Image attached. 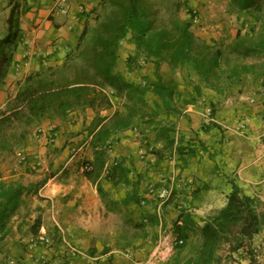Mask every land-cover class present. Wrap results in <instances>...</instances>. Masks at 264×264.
<instances>
[{
  "label": "trees",
  "instance_id": "trees-1",
  "mask_svg": "<svg viewBox=\"0 0 264 264\" xmlns=\"http://www.w3.org/2000/svg\"><path fill=\"white\" fill-rule=\"evenodd\" d=\"M185 2L99 0L93 9L97 15L95 25L82 29L76 46L66 52L60 63L29 73L14 82V89L9 91L0 106V157L20 146L30 129L43 121L63 120L74 110L90 107L95 113L88 129L91 134L89 146L94 157L92 162L86 163L91 168L83 173L95 182L104 165L107 168L109 143L118 134L131 129L139 118V133L149 130L154 134V142L163 145L152 153L156 160L163 159L166 143L171 142L173 123L169 120L170 116L179 112L180 102L184 105L173 79L163 78V63L168 65L169 71L191 66L215 91H223L248 73L253 77L264 74L263 68L256 69V73L251 70L256 64L245 61L252 54L264 55L263 31L251 29L241 33L238 30L231 42L220 38L207 43L196 38L191 30L192 21L181 17ZM250 2L229 0V11L246 10ZM187 12L190 11L187 9ZM256 18L255 21H258L259 17ZM18 32V19L11 13L7 33L0 38V80L8 74L18 43ZM127 36H130L129 42L133 44L134 51L125 60L126 70L132 71L140 59L152 64L151 73L143 75L141 82L129 81L117 70L118 51ZM149 94L155 98L153 101L149 100ZM114 104L116 108L110 116L99 114ZM160 111L167 115L164 121L155 120ZM179 153L184 162L187 153L183 149ZM108 168V178L114 184L120 182L130 186V189L121 199L114 200L104 192L99 182L96 183L107 212L120 204L125 208L130 203L139 206V175L129 181L126 175L128 168L122 160L120 163L116 160V164L111 163ZM25 172L17 180H8L0 175V243L12 229L13 218L19 215L20 207L24 209L21 219L25 221L29 213L26 195L30 192L35 194L45 182H27ZM174 193L165 203L174 198ZM184 217L182 219L192 220L188 214ZM127 223L134 230L143 231L146 226L144 221L135 222L129 218L124 222ZM263 224L264 212L260 210L258 201L242 193L232 183L224 208L209 214L198 228L196 239L188 245L184 241L178 245L185 250V254L180 257L177 253L166 264H225L223 261L230 253L246 244L250 246L252 237L259 233ZM27 225L30 233L38 234L40 217H35ZM181 234L184 235V232ZM135 237V234L131 235L129 241ZM225 246L226 249H223Z\"/></svg>",
  "mask_w": 264,
  "mask_h": 264
},
{
  "label": "crops",
  "instance_id": "crops-1",
  "mask_svg": "<svg viewBox=\"0 0 264 264\" xmlns=\"http://www.w3.org/2000/svg\"><path fill=\"white\" fill-rule=\"evenodd\" d=\"M69 2L71 12L67 15L54 0H0V38L7 33L10 14L18 19V43L12 55L9 75L25 76L42 66L59 63L66 52L76 46L84 26L95 22L96 14L93 9L99 0ZM79 3L83 5L82 11L77 8ZM238 83L237 90H241L243 98L247 100L243 104L244 109L231 104L230 101H222L218 106L212 100L213 109L217 110L213 114V121L216 122L213 129L225 128L226 131L223 132L227 135L224 143L218 142L216 137H208L206 141L200 139L204 146L210 144L208 149L204 148V151L191 156L189 162L187 161V168L176 164L174 168L178 171H139L137 167L135 171H127L129 181L135 180L137 175L140 178L138 195L144 206L136 213L135 220L141 221L153 208L150 198L154 195L145 194L144 190L150 189L154 182L158 185L164 181H168L167 184L172 181L174 187L170 184L166 186L171 193L174 191L177 194L179 188L189 190L184 203L189 208L193 207L190 217L199 223H203L209 214L224 208L232 190V183L245 195L254 197L259 208H264V74L253 77L248 73ZM114 110H101L99 114L110 116ZM186 114L187 119L197 121L202 112L200 107L191 105L186 108ZM94 116L92 108L84 107L70 112L63 120H45L40 123L44 130L41 137L33 140L30 138L24 150L21 149L22 156L33 155L41 164V171L37 172L43 175L39 180L45 181L37 192L28 198L30 221L39 216V232H53L52 236L77 243L74 245L80 252L69 264H94L92 260L97 259L98 252L96 254L92 248L99 247L97 239L102 233L101 222L110 212H107L100 198L96 183L99 182L104 192L114 200L121 199L130 189V186L120 182L114 184L108 178L110 169L104 168L105 165L95 182L84 175L80 166L77 169L78 163L93 161L94 155L89 146L91 134L88 129ZM182 126L183 133L184 130L194 128ZM45 132L50 135L47 142L43 141ZM149 138V144L160 146L161 142H154V134ZM114 149L119 155L127 156L134 166H138L136 138L123 137ZM206 160L211 167L216 168L218 164L221 171H204L201 163ZM106 162L109 163L110 160ZM145 195L147 199H143ZM177 202L181 201L175 197L164 203L163 208L171 205L181 208ZM153 211L155 215L151 219H158L159 226L173 216L164 214L163 210L161 214L158 207ZM181 220L177 217V224H180ZM259 239L260 234L254 235L250 246L255 245ZM127 250L118 253L117 258L107 264H132L126 257ZM132 252L130 251L131 256L135 254L132 258L138 259L137 256L142 255L141 248ZM248 252L252 254L251 249ZM101 253L103 256L109 252L101 250ZM162 254L165 255L164 252ZM251 254L243 256L239 263L234 264H255ZM142 257L143 255L140 258ZM159 260L163 261L164 256Z\"/></svg>",
  "mask_w": 264,
  "mask_h": 264
},
{
  "label": "rangeland",
  "instance_id": "rangeland-1",
  "mask_svg": "<svg viewBox=\"0 0 264 264\" xmlns=\"http://www.w3.org/2000/svg\"><path fill=\"white\" fill-rule=\"evenodd\" d=\"M185 3V8H183L180 13L181 17L183 19L191 20V30L196 38L207 43H210L211 39L220 38L224 39L226 42H231L238 30H240L241 33L252 30H260L264 32V22H262V20L264 21V0H251L248 9L238 12L229 11V0H186ZM187 9L190 12H187ZM256 16H258L260 20L258 18V21H255V19H257ZM95 23L96 17L94 23L86 26L93 27ZM129 38L130 36H127L120 45L117 68H120L119 71L125 75L127 80L141 82L143 75L151 73L152 64L140 59L137 65L138 67L136 66L132 71L126 70L125 60L127 56L134 51V46L129 42ZM245 61L248 64H256V67L251 69L256 73V69L261 70L263 68L262 70L264 71V55L252 54L247 56ZM47 66H42L36 71L44 70ZM161 74L165 79H173L177 86V90L181 93V101L184 105L180 102L179 112L176 114L173 113V115L170 116L169 120L173 123L172 131L170 133L171 142L166 143L163 159L161 160H156L152 151L161 148L163 144H160V146L149 144V137L153 135L149 130H145L144 134L139 133L140 128L137 124L141 123L140 118L135 121V124L131 129L118 134L112 139L108 146L107 160H111L112 157H115L119 163L122 160L125 167L128 168V171H133L132 168H134L135 171L136 167L139 171H178L174 168L176 164L187 168V163L190 158L195 156L197 152L204 151V148L208 149L207 147L210 146V144H207L209 146H204L203 143L200 142V139L206 141L208 137H216L217 141H220V143H224L226 139L227 134L223 132L226 131L225 128H222L223 130L213 129L216 127V122L213 121L215 120L213 114L217 110L213 109L212 100H214L218 106H220L222 101H230L231 104L238 105L241 109L245 108L243 104H245L247 100L243 98L244 94L240 92L241 90H237V87H239L238 81L229 84L223 91H215L201 79L191 66H183L172 73V71H169L168 65L163 63L161 66ZM23 77L24 74L20 77H16L13 74L9 75L8 72L6 77L0 80V106L4 104L9 91L14 89V82ZM148 98L150 101L155 99L151 94L148 95ZM191 105L200 107L201 109L202 115L197 121L192 120L191 118L187 119L186 108ZM112 108H116L115 104ZM166 118L167 115L163 111H160L155 117V120L164 121ZM182 125H185V127L193 126L194 128L191 127L189 130H184L183 133ZM42 131L44 130L40 124L34 126L30 129V133L26 136L24 142L20 146L15 147L11 153L3 154L0 157V175H2L3 178L17 180L21 173L28 171L25 172L27 182L32 183V181H41L39 179L43 178V175H41V172H37L41 171V164L37 162V159L33 157V155L25 154L22 156L21 149L24 150L27 140L30 138L32 140L40 138L43 133ZM44 134L43 141H49L50 135L46 134V132ZM123 137L136 138L138 143V149L136 151V157L139 160V164H137L138 166H134L127 156L119 155L118 151L114 149L116 144H118ZM220 147L222 149L223 144H221ZM181 149L184 150V153H187L185 162L181 161L180 158L179 151ZM86 163L87 162L78 163L77 169H79V166L81 169V166ZM201 168H203L204 171H221L218 164L216 168L215 166L211 167L207 160L205 163H201ZM173 181L175 182L176 180L173 179ZM167 182L168 181L159 182L158 185H155L156 182H154L150 189L154 188L155 191L161 187H166L168 184L174 187L171 183L172 181L168 184ZM185 182L186 184H189L188 181ZM150 189H145L144 193L151 195ZM177 191L179 192L177 194L174 193L173 199L176 197L181 201L177 202L178 205L182 206L181 208H174L172 205L163 208L165 201L162 202L156 194H154V196L151 195L153 197L150 198L152 199L153 208L150 213L145 214L143 218L145 220H141L146 224L143 231L134 230L130 223L124 224V222L128 218L135 222L138 221L135 220L137 217L136 213L140 212L144 204L141 203L138 206L134 203H130L128 208H125L121 204L112 207L110 214L105 216L101 222L102 233L97 239L100 245L99 247L92 248L96 251V254L98 252V255H96L97 257L94 255L97 259L92 260L94 264L110 263L112 259L117 258L118 253L125 249H128L125 252L126 257L127 259L129 258L132 264H166L169 259L177 255V253H180V257H182L185 254V250H181L178 245L175 244V240L182 239L184 243L188 245L196 239V232L203 223L194 221L192 218V220L182 219L185 218V215L193 213V207L189 208L185 204L187 192L189 190L187 188H182V190L179 188ZM30 195H33V193L30 192L26 195L25 198L27 201H29L28 198ZM144 197L145 198L143 199H147L146 195ZM157 207L161 209V214L163 213L162 210L165 211L164 214H167L168 216L173 214V216L169 217L165 223H162V226H159L158 219L150 221L151 217H154L155 215L153 209ZM260 210L264 212V208H260ZM18 213L19 215H16L13 218L12 229L6 234L3 241L0 243V247H2L0 252V264H69V262L77 256L72 257L69 254V248L67 245L70 243L73 247L77 248L75 246L77 243H74V245L69 240L62 239V241L57 236H52L53 232L48 233L45 230L44 233L48 242L41 241L37 238L40 232L34 235L27 230V224H30L31 222L29 218L30 211L25 218L26 224H24L25 221L23 222L21 219V216L24 214L23 207H20ZM177 217L182 219L180 224H177L176 222ZM177 227H180V229H177ZM182 231L185 236L181 234ZM133 234H135L136 237L133 241H129L131 240L130 236ZM250 247L249 244L240 247L236 251L230 253L229 256L224 259L223 263H239L243 256H250L249 254L251 253L248 252L251 249ZM137 248L142 249V253L140 252V254L143 255L142 258H140L142 255L137 256L138 259L135 257L132 258L135 254H132L131 256L130 251L132 252V250H136ZM77 249L80 252L79 248ZM223 249H226V246ZM101 250L103 252L108 251L109 253L102 256ZM154 251L155 257L151 258ZM162 252H164L165 255H163ZM161 256H164L163 261L159 260Z\"/></svg>",
  "mask_w": 264,
  "mask_h": 264
},
{
  "label": "built area",
  "instance_id": "built-area-1",
  "mask_svg": "<svg viewBox=\"0 0 264 264\" xmlns=\"http://www.w3.org/2000/svg\"><path fill=\"white\" fill-rule=\"evenodd\" d=\"M54 1L57 4V6L60 8V10H62L63 12H65V14L68 15L71 12V5H70L69 0H54ZM77 8L80 11H82L83 10L82 3H79L77 5ZM262 90L264 91V87H262ZM111 163L116 164L115 157H112V159L110 160V162L109 163H106V167L108 168V166ZM89 169H90V166L88 164H83L81 166V170L82 171L89 170ZM155 191H154V189H150L151 195L156 194V196L158 198H160V200L162 202L163 201H166L169 198V196L171 195V191L167 187H161L160 189H157ZM258 234H260L259 241L255 245L252 244L250 248L252 250V258L254 260V263L255 264H264V224L262 225V228H261V230L259 231ZM37 238L40 239L41 241L48 242V239H47V237H46V235H45L44 232H40ZM182 243H183V240L182 239H176L175 240V244L176 245H180ZM67 245H68V248H69V254L72 257H74V256H76V255L79 254L78 249L75 248V247H73L72 244L69 243ZM153 257H155V252H154V254L151 255V258H153Z\"/></svg>",
  "mask_w": 264,
  "mask_h": 264
}]
</instances>
